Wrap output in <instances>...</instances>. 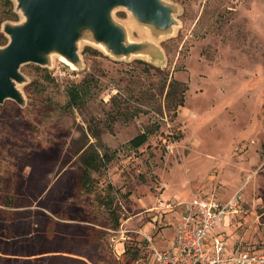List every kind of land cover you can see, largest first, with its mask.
Returning a JSON list of instances; mask_svg holds the SVG:
<instances>
[{"label":"rangeland","instance_id":"rangeland-1","mask_svg":"<svg viewBox=\"0 0 264 264\" xmlns=\"http://www.w3.org/2000/svg\"><path fill=\"white\" fill-rule=\"evenodd\" d=\"M167 1L163 65L83 45L78 69L21 67L25 105H0V264H150L187 201L235 195L203 247L264 252V0ZM19 20L0 0V29ZM83 149L98 159L81 187Z\"/></svg>","mask_w":264,"mask_h":264},{"label":"water","instance_id":"water-1","mask_svg":"<svg viewBox=\"0 0 264 264\" xmlns=\"http://www.w3.org/2000/svg\"><path fill=\"white\" fill-rule=\"evenodd\" d=\"M9 1L20 20L1 23L8 43L0 47V105L8 100L25 105L20 90L26 83L20 72L25 64L52 68L58 58L78 69L80 48L86 45L116 61L163 65L159 42L179 28V9L167 0ZM118 10L127 12L129 23L114 18Z\"/></svg>","mask_w":264,"mask_h":264},{"label":"built area","instance_id":"built-area-1","mask_svg":"<svg viewBox=\"0 0 264 264\" xmlns=\"http://www.w3.org/2000/svg\"><path fill=\"white\" fill-rule=\"evenodd\" d=\"M241 197L235 195L227 201L211 198H194L183 207L176 236L172 245L163 250H153L150 264H264V252L229 248L217 236L210 248L203 247L211 231L238 213ZM168 209L172 206L165 205ZM140 234L139 232H135ZM150 243V238L143 235Z\"/></svg>","mask_w":264,"mask_h":264},{"label":"trees","instance_id":"trees-1","mask_svg":"<svg viewBox=\"0 0 264 264\" xmlns=\"http://www.w3.org/2000/svg\"><path fill=\"white\" fill-rule=\"evenodd\" d=\"M8 2L11 4V2L8 0ZM146 141V135L144 134H140V136L132 139L130 141V144L132 145V147L134 148H138L140 147V145H142L144 142ZM86 149H83V151L81 150L79 153H81L80 156V166L82 167V171H81V176L79 177L80 180V186L83 187L84 184L86 183V179L88 177V173L92 170H96V161L98 159V155H96L95 153H93L91 155V157H89L87 155ZM88 156L87 158L85 156ZM103 158V157H102Z\"/></svg>","mask_w":264,"mask_h":264},{"label":"crops","instance_id":"crops-1","mask_svg":"<svg viewBox=\"0 0 264 264\" xmlns=\"http://www.w3.org/2000/svg\"><path fill=\"white\" fill-rule=\"evenodd\" d=\"M151 210H154V209H149V211H147V212H152ZM183 207H181V208H179L178 209V214H179V218H178V222L174 225V232H173V237H172V240L170 241V244H169V246L168 247H170L171 245H172V242H173V240H174V238H175V236H176V231H177V226H178V224H179V222H180V217H181V215H182V212H183ZM231 217V216H230ZM230 217H228V221L226 220V222H225V224H224V228L225 227H227V226H229L230 225ZM152 221L154 222V224H157V223H159L158 221V217H155L154 219H152ZM138 235H141V237H143V235H145L144 233H140V234H138ZM148 236V235H147ZM214 236H217V235H214ZM214 236L212 237V239L214 238ZM149 237V236H148ZM218 237V236H217ZM144 238V237H143ZM150 238V237H149ZM219 238V237H218ZM220 239V238H219ZM223 242H224V239H221ZM150 242H151V238H150ZM224 244H225V242H224ZM225 246L226 247H228L226 244H225ZM168 247H166V248H168ZM229 248H235L234 246H230V247H228V249Z\"/></svg>","mask_w":264,"mask_h":264},{"label":"bare ground","instance_id":"bare-ground-1","mask_svg":"<svg viewBox=\"0 0 264 264\" xmlns=\"http://www.w3.org/2000/svg\"><path fill=\"white\" fill-rule=\"evenodd\" d=\"M60 61H63L62 59L60 60ZM63 63H65V64H67L68 66H71L69 63H67V62H64L63 61ZM73 69H74V66H71Z\"/></svg>","mask_w":264,"mask_h":264}]
</instances>
